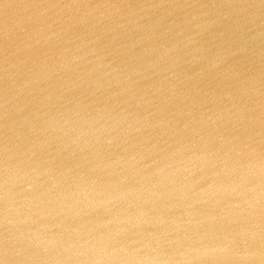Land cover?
Returning a JSON list of instances; mask_svg holds the SVG:
<instances>
[{
    "label": "water",
    "instance_id": "water-1",
    "mask_svg": "<svg viewBox=\"0 0 264 264\" xmlns=\"http://www.w3.org/2000/svg\"><path fill=\"white\" fill-rule=\"evenodd\" d=\"M0 264H264V0H0Z\"/></svg>",
    "mask_w": 264,
    "mask_h": 264
}]
</instances>
